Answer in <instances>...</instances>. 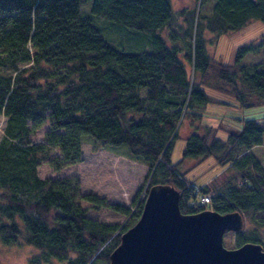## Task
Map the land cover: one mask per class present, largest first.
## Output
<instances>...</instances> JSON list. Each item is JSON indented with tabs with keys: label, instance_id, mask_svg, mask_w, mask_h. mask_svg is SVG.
Here are the masks:
<instances>
[{
	"label": "trees",
	"instance_id": "1",
	"mask_svg": "<svg viewBox=\"0 0 264 264\" xmlns=\"http://www.w3.org/2000/svg\"><path fill=\"white\" fill-rule=\"evenodd\" d=\"M251 21L264 23V0H192L179 10L170 0H0V248H33L28 264H109L127 228L85 217L73 201L75 178L37 174L53 150L59 154L48 159L53 171L78 163L86 139L95 150L124 148L128 159L145 165V192L167 184L178 190L182 214L205 210L190 205L196 198L182 161H170L185 120L192 127L183 159L213 158L232 172L214 193L198 192L211 197L209 209L239 212L252 225L234 234L233 248H264V168L245 153L261 144L264 117L243 120L241 131L228 132L225 141L199 124L209 103L206 89L244 108L258 104L252 96L264 100V61L241 63L260 54L264 38L238 47L233 64L208 53L217 37ZM112 24L142 34L137 51L105 39L116 41ZM46 122L43 142H32ZM81 199L130 214L92 195Z\"/></svg>",
	"mask_w": 264,
	"mask_h": 264
},
{
	"label": "rangeland",
	"instance_id": "2",
	"mask_svg": "<svg viewBox=\"0 0 264 264\" xmlns=\"http://www.w3.org/2000/svg\"><path fill=\"white\" fill-rule=\"evenodd\" d=\"M174 10H179L192 3V0H170ZM90 6V3L83 5ZM209 9V6L206 7ZM114 27L115 42L108 40L109 43L124 51H137L139 44L143 41L141 33L131 32L127 28L116 25ZM104 29L109 26L102 23ZM212 38V37H210ZM264 38V23L261 21H251L240 30L224 34L214 40L213 45L208 46V53L215 60L224 64H233L235 53L238 47L249 43H255ZM213 39V38H212ZM264 61V45L260 49L259 55H248L241 61L244 65H251ZM209 97L205 111L200 117L199 124L203 127L215 130V137L220 141H225L228 132L238 133L241 131L242 122L246 119H261L264 116V100L256 101L254 96L250 97L251 103H258L251 107H241L233 97L215 92L210 89L205 90ZM5 118L0 115V139L3 135ZM190 121H184L178 131V139L173 143L170 161L176 164L182 161L180 168L183 178L192 185L200 187L207 193H214V189L221 188L223 183L231 176L232 172L226 166L218 165L213 158L199 162L198 160L185 158L182 152L185 147V137L191 132ZM192 124H195L192 123ZM50 124L46 122L33 135L30 136L32 142H43V135L49 130ZM201 130V129H200ZM125 147V146H122ZM252 156L264 168V135L260 145L253 146L250 151ZM59 156L57 150L49 153V158ZM81 160L70 166L53 171L48 164V159L42 161L37 167L39 178H50L51 180L59 179H76L77 189L74 192L76 205L85 212V217L95 220L99 223L114 224L127 229L134 224V213L137 206L143 201L146 190V179L148 168L140 163L134 162L127 158L124 148L94 149L91 141L84 140L80 146ZM236 182L241 183L239 177ZM92 195L97 199L103 200L107 205H119L130 210L126 216L122 213L111 211L108 207H95L91 203L81 199V196ZM209 209V204L206 205ZM243 231L252 228L243 218ZM241 229V230H242ZM240 230V231H241ZM261 238H264L261 229ZM235 235L227 233L223 236V246L233 248L235 246ZM37 253L31 247H1L0 263L1 264H28L31 255Z\"/></svg>",
	"mask_w": 264,
	"mask_h": 264
},
{
	"label": "water",
	"instance_id": "3",
	"mask_svg": "<svg viewBox=\"0 0 264 264\" xmlns=\"http://www.w3.org/2000/svg\"><path fill=\"white\" fill-rule=\"evenodd\" d=\"M239 212L219 214L211 209L182 214L173 186H151L138 220L119 236L109 264H264V248L244 243L225 248L227 233L243 228Z\"/></svg>",
	"mask_w": 264,
	"mask_h": 264
},
{
	"label": "built area",
	"instance_id": "4",
	"mask_svg": "<svg viewBox=\"0 0 264 264\" xmlns=\"http://www.w3.org/2000/svg\"><path fill=\"white\" fill-rule=\"evenodd\" d=\"M193 189H194V197L196 198L195 201L191 202V206H193L195 203H199L200 205H207L210 204L211 202V197L209 195H201L198 191L199 189L197 188V186L192 185ZM145 192V191H144ZM146 197V193L144 194L143 200Z\"/></svg>",
	"mask_w": 264,
	"mask_h": 264
},
{
	"label": "crops",
	"instance_id": "5",
	"mask_svg": "<svg viewBox=\"0 0 264 264\" xmlns=\"http://www.w3.org/2000/svg\"><path fill=\"white\" fill-rule=\"evenodd\" d=\"M263 117H264V116H263ZM263 117H261V118H263ZM256 120H258V119H256ZM252 148H253V147H252ZM252 148H251L250 150L246 151L245 153L250 152V151L252 150Z\"/></svg>",
	"mask_w": 264,
	"mask_h": 264
}]
</instances>
